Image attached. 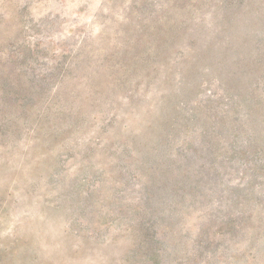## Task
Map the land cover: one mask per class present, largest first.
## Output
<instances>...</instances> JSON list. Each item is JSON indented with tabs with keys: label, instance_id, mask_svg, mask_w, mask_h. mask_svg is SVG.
Segmentation results:
<instances>
[{
	"label": "rangeland",
	"instance_id": "1",
	"mask_svg": "<svg viewBox=\"0 0 264 264\" xmlns=\"http://www.w3.org/2000/svg\"><path fill=\"white\" fill-rule=\"evenodd\" d=\"M0 264H264V0H0Z\"/></svg>",
	"mask_w": 264,
	"mask_h": 264
}]
</instances>
